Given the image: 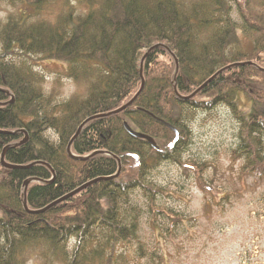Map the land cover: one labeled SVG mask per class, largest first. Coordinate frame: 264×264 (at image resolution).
Listing matches in <instances>:
<instances>
[{
    "label": "trees",
    "instance_id": "trees-1",
    "mask_svg": "<svg viewBox=\"0 0 264 264\" xmlns=\"http://www.w3.org/2000/svg\"><path fill=\"white\" fill-rule=\"evenodd\" d=\"M4 1L21 8L0 18V154L21 167L0 163V264H28L33 255L41 264H121L116 246L137 237L122 201L141 187L152 217L163 211L146 176L162 161L181 163L192 109L227 106L239 123L241 172L264 180V0H76L81 12L63 0L53 19L47 8L56 0ZM32 55L63 63L80 88L52 102ZM86 118L71 158L66 146ZM125 122L159 148L129 135ZM117 158L116 177L45 211L26 210L116 174Z\"/></svg>",
    "mask_w": 264,
    "mask_h": 264
},
{
    "label": "rangeland",
    "instance_id": "rangeland-1",
    "mask_svg": "<svg viewBox=\"0 0 264 264\" xmlns=\"http://www.w3.org/2000/svg\"><path fill=\"white\" fill-rule=\"evenodd\" d=\"M65 1V0H64ZM63 0L50 3L53 19ZM77 12L84 8L69 0ZM0 18L17 12L18 4L2 2ZM240 22L236 12H232ZM33 67L45 78L44 95L52 102L67 99L80 88L65 76L63 63L32 55ZM192 111V112H191ZM191 138L181 152V163L165 160L150 169L146 181L160 189L152 217L148 193L129 190L122 201L124 222L136 223L137 237L116 246L121 264H264V180L241 172L236 156L239 123L230 109L218 104L210 110H189ZM57 141L52 129L44 132ZM264 149V132L261 134ZM202 163L192 169L191 163ZM74 239L68 241L69 248ZM122 258H120V255ZM33 255L28 264H41ZM59 264V263H58Z\"/></svg>",
    "mask_w": 264,
    "mask_h": 264
},
{
    "label": "water",
    "instance_id": "water-1",
    "mask_svg": "<svg viewBox=\"0 0 264 264\" xmlns=\"http://www.w3.org/2000/svg\"><path fill=\"white\" fill-rule=\"evenodd\" d=\"M154 46H156V45H154ZM152 48H153V47H152ZM146 53H147V52H146ZM146 53L142 56L141 60L139 61V62H140V67H142L143 59H144ZM140 71H141V70H140ZM140 71H139V72H140ZM140 74H142V72H140ZM215 75H216V74H214V76H215ZM211 78H212V77H211ZM209 81H210V78H209L205 83H208ZM143 87H144V80L142 79V80H141L140 88H139V90L137 91L136 95H138L139 92L142 91ZM201 87H202V86H200V88H201ZM136 95H135L134 97H136ZM192 95H193V94H190V95H187V96H181V98H188V99H189V97H191ZM132 101H133V99L129 100V101H128L126 104H124L123 106L117 108V110L115 109V110L110 111V112H108V113H109V114H110V113H116V114H117V112H119L120 110H122L124 107L130 105V103H132ZM102 115H105V114H102ZM153 117H154L156 120L161 121L162 123H164L165 125H167L168 127H170L172 130H174V133L177 135V130H176L173 126H171V125L168 124V123H165L164 121L158 119V118L155 117V116H153ZM88 119H89V118H86L84 121L81 122V124H80L79 126H77L78 128H77L76 132H75L74 135L71 137L70 141L68 142V144H67V146H66V152L68 153V155H69L71 158H75L74 155H73V153L71 152V150H70V148H69L70 145H71V142H72V140L74 139V137H76L77 134L80 132L81 126H82V125H83ZM123 125L125 126V128H126L127 132L129 133V135H132V136H135V137H138V138L145 139V140L148 141V143H149L154 149H156V150L159 148V147H158V144L156 143V141L154 140L153 137H151V136H149V135H147V134L141 133V132L134 131V130H133V129H132V128L126 123V122H125ZM88 156H89V155H88ZM88 156H85V157H88ZM117 160H118V170H117L116 174L111 175V176H107V177H98V178H94V179H92V180H89V181L85 182L84 184L80 185L79 187L75 188L74 190H72V191L66 193L65 195L61 196L59 199L53 200V202L48 203V204H47L46 206H44L43 208H40V209H28V208H26V210H27L28 212H31V213H38V212H41V211H45V210L49 209L51 206H53V205H55V204H57V203H59V202L65 200V199H67L68 197L73 196L74 194H76V193H78L80 190H82L83 188L87 187L88 185H90V184H92V183H94V182H96V181H98V180H105V179H108L109 177H110V178H114V177H116V176L120 173V169H121L120 161H119L118 158H117ZM5 161H6V160L4 159V152H2V153L0 154V163H1V165H2L3 167H5V168H10V169H12V168H15V169H16L17 167H21V166H19V165L11 164V163H8V162H5ZM47 166H49V165L47 164ZM24 167H26V166H24ZM49 167H50V166H49ZM50 170H51L52 172H54V171L52 170V168H50ZM53 174H54V173H53ZM52 179H53V177H52L51 179H49V181H51ZM24 184H25V186H26V185L28 184V181H25ZM24 190H25V189H24Z\"/></svg>",
    "mask_w": 264,
    "mask_h": 264
}]
</instances>
